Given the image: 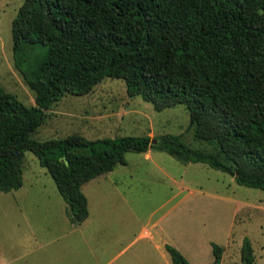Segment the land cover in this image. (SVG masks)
<instances>
[{
	"label": "trees",
	"instance_id": "16d2710c",
	"mask_svg": "<svg viewBox=\"0 0 264 264\" xmlns=\"http://www.w3.org/2000/svg\"><path fill=\"white\" fill-rule=\"evenodd\" d=\"M14 70L33 94L21 106L0 88V191L22 184L33 154L79 224L87 216L80 187L124 165L125 154L156 149L180 165L203 164L238 186L264 190V0H24L10 24ZM40 48L35 60L30 56ZM155 111L183 105L193 138L212 152L164 135L34 141L52 105L84 96L106 79ZM249 240L242 264H254ZM171 264H187L165 244ZM212 264L222 250L211 244Z\"/></svg>",
	"mask_w": 264,
	"mask_h": 264
},
{
	"label": "rangeland",
	"instance_id": "374dc122",
	"mask_svg": "<svg viewBox=\"0 0 264 264\" xmlns=\"http://www.w3.org/2000/svg\"><path fill=\"white\" fill-rule=\"evenodd\" d=\"M24 0H0V88L24 107L33 94L13 68L10 24ZM40 48L30 56L35 60ZM124 82L106 78L84 96H64L31 134L34 141L78 135L97 141L129 136L179 137L191 149L212 152L193 138L186 108L155 111L127 97ZM125 154L124 165L80 187L87 218L78 225L62 216V199L37 158L24 153L22 184L0 191V264H171L167 244L187 264H242L239 248L251 243L254 264H264V190L238 186L232 177L203 164L180 165L148 149Z\"/></svg>",
	"mask_w": 264,
	"mask_h": 264
},
{
	"label": "crops",
	"instance_id": "0c3cea01",
	"mask_svg": "<svg viewBox=\"0 0 264 264\" xmlns=\"http://www.w3.org/2000/svg\"><path fill=\"white\" fill-rule=\"evenodd\" d=\"M145 153H146V157H149V153H148V151H146ZM60 197H61V196H60ZM61 199H62V197H61ZM65 207H66V202H65L64 199H62V204H60V209H61L62 216L65 215ZM86 208H87V203H86ZM65 218L67 219L66 215H65ZM86 218H87V216H86ZM86 218H85V219H86ZM85 219H84V220H85ZM84 220H83V221H84ZM83 221H82V222H83ZM68 223H69L71 226L78 225V224H72V223H70L69 220H68ZM80 223H81V222H80ZM80 223H79V224H80Z\"/></svg>",
	"mask_w": 264,
	"mask_h": 264
},
{
	"label": "water",
	"instance_id": "95a60500",
	"mask_svg": "<svg viewBox=\"0 0 264 264\" xmlns=\"http://www.w3.org/2000/svg\"><path fill=\"white\" fill-rule=\"evenodd\" d=\"M150 142H151L152 144H153V143H155V141H153V140H152V141H150Z\"/></svg>",
	"mask_w": 264,
	"mask_h": 264
}]
</instances>
